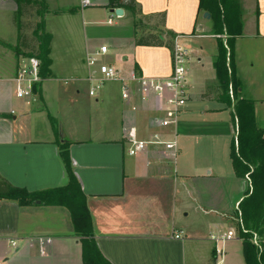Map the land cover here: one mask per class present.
<instances>
[{
  "label": "crops",
  "instance_id": "obj_1",
  "mask_svg": "<svg viewBox=\"0 0 264 264\" xmlns=\"http://www.w3.org/2000/svg\"><path fill=\"white\" fill-rule=\"evenodd\" d=\"M128 1L46 0L49 74L29 101L15 93L19 68L30 59L11 48L19 44L18 6L0 0V176L30 193L68 189L67 151L76 193L93 221L92 239L110 264H215L217 258L247 264L239 232L225 243L210 236L230 231L251 191L249 177L236 175L231 154L239 130L237 102L253 104L257 128L264 130V0H239L244 16L234 45L236 94L232 83L228 92L222 89L216 70L220 42L231 70L230 38L215 32L199 0H134L141 10L136 19ZM117 9L124 11L120 18ZM147 20H160L162 30L191 50L189 98L175 126L161 125L162 100L144 101L136 84H130L128 101L118 82L89 96V77H97V70L86 58L102 46L108 48L102 61L124 79L170 76V49L135 43V25ZM132 129L140 140L175 139L177 149L150 147L130 156L126 137ZM82 240L66 207L0 201V256L11 264H84ZM261 242L264 250V237L254 243Z\"/></svg>",
  "mask_w": 264,
  "mask_h": 264
},
{
  "label": "trees",
  "instance_id": "obj_2",
  "mask_svg": "<svg viewBox=\"0 0 264 264\" xmlns=\"http://www.w3.org/2000/svg\"><path fill=\"white\" fill-rule=\"evenodd\" d=\"M13 1L18 6L14 22L19 32V44L11 48L17 55H26L28 58L39 60L41 63V76L45 79L49 74L51 42L50 36L45 32L44 18L48 11L46 0ZM126 6L135 19L141 15V10H138L134 0H129ZM32 8L41 17L39 28L35 32V39L38 41L36 48L30 46L31 40L19 26L20 20L27 16ZM235 10H237V5L233 3V0H199V11L211 15L215 32L217 34L226 32L230 38L228 43L231 50V70L227 67V51L221 42L219 44L220 56L216 62V70L222 89L228 92L229 85L232 83L234 94H236L239 87L233 63L235 38L240 36L243 31V24ZM162 17V22H164V16ZM137 26L138 24L135 25L136 29ZM176 37L170 31L161 30V33L157 35L156 33L142 34L137 29L135 43L139 47H166L172 51ZM3 45L8 46L6 44ZM23 48L28 51L27 54L23 53ZM235 111L238 117L239 130L232 147L233 167L239 178L248 176L251 183V191L240 204L244 229L239 230V237L243 241L246 263L264 264L263 247L260 249L252 241L254 234L261 238L264 235V130L257 128L252 103L239 101L235 106ZM63 159L71 177V185L68 189L30 193L24 189L14 187L0 176V201H13L21 207H29L37 201H41L46 206L66 207L71 213L76 234L83 238L84 264H110L103 258L95 241L92 239L93 221L85 201L76 193L79 186L71 174L67 151L63 152ZM69 193H72V195L69 196Z\"/></svg>",
  "mask_w": 264,
  "mask_h": 264
},
{
  "label": "built area",
  "instance_id": "obj_3",
  "mask_svg": "<svg viewBox=\"0 0 264 264\" xmlns=\"http://www.w3.org/2000/svg\"><path fill=\"white\" fill-rule=\"evenodd\" d=\"M90 3L84 1V6ZM116 18H120L116 15ZM113 20H109L111 24ZM181 37H176L171 51V74L168 78L154 79L141 77L132 74L129 79H124L120 72L113 66L102 61L108 54V48L102 46L96 53L88 54L86 63L90 68L97 70V77H89L90 90L89 96L95 98L102 90L105 83L118 82L122 84V99L128 101L131 97V85L136 84L141 92L142 99L148 100L154 96L162 100L165 107V117L161 120L163 127L175 126L187 105L189 98L188 65L191 59L189 47L180 43ZM41 63L39 60L30 58L19 68L15 78V93L17 98L22 100H35V89L42 83ZM136 110V109H133ZM128 154L137 156L147 151L150 147L162 146L168 152H175L177 149L176 140H165L159 136H154L150 140H140L135 129H132L126 137ZM176 239L182 238L181 234L175 236ZM236 232L230 230L226 233H215L210 236V240L215 243H225L234 240ZM12 248H17V242L11 240ZM0 264H11L7 259L0 256ZM215 264H222V260L217 258Z\"/></svg>",
  "mask_w": 264,
  "mask_h": 264
},
{
  "label": "rangeland",
  "instance_id": "obj_4",
  "mask_svg": "<svg viewBox=\"0 0 264 264\" xmlns=\"http://www.w3.org/2000/svg\"><path fill=\"white\" fill-rule=\"evenodd\" d=\"M233 3L235 5H237V10H235V12L240 17V21L243 24V20H242L243 19V16H244L243 3H241L239 0H233ZM253 3H254L253 1L250 4H245L244 3L245 9L249 5H253ZM245 13H246V11H245ZM15 16H16V14H15ZM39 24H40V20L38 18V13L36 12V10L34 8H32L31 11H30V13L27 16H24L20 20V23H19V26L22 29L23 33L26 36H28V38L31 40L30 46H32V48H36L37 47V44H38V41L35 39V32H36V30H38ZM137 24H138V26H137L138 32H140L142 34H144V33H146V34L156 33L158 35V34L161 33V30H162L160 28L161 27L160 20H157V21H155V20L148 21L147 20L146 22L139 21V22H137ZM81 25H82V23H81ZM222 35L223 36H226L227 33L224 32L223 34H221V36ZM224 38H227V36L224 37ZM221 39L223 40V37ZM79 50H80V45L79 44H76V51H77V53L79 52ZM109 84H114V82L105 83L104 86L102 87V91L103 92H106L107 91V86ZM231 96L233 98L234 97V94H232ZM242 218H243L242 212H241V210H239V212L236 213V216L230 221V227H229V229L232 227L233 230L236 231L237 233L239 232V229H242L243 230V228H241V227L239 228V225L237 223V219H239L240 224H243L242 223ZM232 228L230 230H232ZM263 237H264V235H263ZM260 239H261L260 236H258L257 234H254V237H253L252 241L255 242L256 240H258V242H260ZM262 246H263V242L259 243V248L260 249L262 248Z\"/></svg>",
  "mask_w": 264,
  "mask_h": 264
},
{
  "label": "water",
  "instance_id": "obj_5",
  "mask_svg": "<svg viewBox=\"0 0 264 264\" xmlns=\"http://www.w3.org/2000/svg\"><path fill=\"white\" fill-rule=\"evenodd\" d=\"M115 14H116L117 16L121 17V16H123L124 11H123L122 9H117V10L115 11ZM205 17L210 18V14H209V13H205Z\"/></svg>",
  "mask_w": 264,
  "mask_h": 264
}]
</instances>
